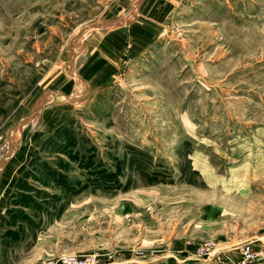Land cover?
Wrapping results in <instances>:
<instances>
[{
    "label": "rangeland",
    "instance_id": "1",
    "mask_svg": "<svg viewBox=\"0 0 264 264\" xmlns=\"http://www.w3.org/2000/svg\"><path fill=\"white\" fill-rule=\"evenodd\" d=\"M136 4L0 0V264H264V0Z\"/></svg>",
    "mask_w": 264,
    "mask_h": 264
},
{
    "label": "crops",
    "instance_id": "2",
    "mask_svg": "<svg viewBox=\"0 0 264 264\" xmlns=\"http://www.w3.org/2000/svg\"><path fill=\"white\" fill-rule=\"evenodd\" d=\"M137 1V8L140 7V4L142 3V0H136ZM119 25H123V23H119ZM9 166L5 167L4 173L0 179V223L2 219L5 217L4 213L6 212L8 199L10 197L11 189L13 188L14 184L16 183L17 174L15 171H13V175L11 174V177H9V172L7 171V168ZM1 230V228H0ZM1 233V231H0ZM1 241H2V234H1Z\"/></svg>",
    "mask_w": 264,
    "mask_h": 264
},
{
    "label": "built area",
    "instance_id": "3",
    "mask_svg": "<svg viewBox=\"0 0 264 264\" xmlns=\"http://www.w3.org/2000/svg\"><path fill=\"white\" fill-rule=\"evenodd\" d=\"M0 255H1V233H0ZM244 256L247 262H253L255 260V253L251 246L248 245L247 247L244 248ZM66 263L67 264H85V263H78L71 259L66 260Z\"/></svg>",
    "mask_w": 264,
    "mask_h": 264
}]
</instances>
